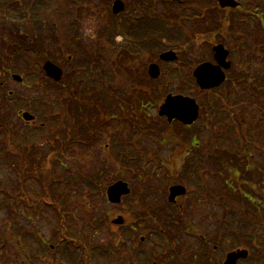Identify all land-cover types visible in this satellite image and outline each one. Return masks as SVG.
I'll use <instances>...</instances> for the list:
<instances>
[{
	"label": "rangeland",
	"instance_id": "1",
	"mask_svg": "<svg viewBox=\"0 0 264 264\" xmlns=\"http://www.w3.org/2000/svg\"><path fill=\"white\" fill-rule=\"evenodd\" d=\"M85 1L92 2L91 0H83L82 2L81 0H72V2L77 3H74L77 7L79 3L82 4L79 5L80 10L85 14L83 15V17H81L79 21L76 20L75 22H73V24L75 25L74 31L76 34L79 35V38L75 39V42L71 40L73 49L71 53H68L67 55V53H64V51L60 50V48L56 44H54V41L52 40L53 31L47 26H43L40 20H36V29L34 28L35 33L37 35V43L39 47L41 46L45 48L44 50H46L47 56H50L52 54V49H55L65 61H69V56H72V60L69 61L71 62V65L67 63L65 64L71 67L73 71L72 76L74 86H76V88L80 90L83 95V98L85 96V93H92L91 97L97 101L96 105H100L102 107L104 104L105 110H108L109 113L112 114V98H108L104 94L99 95L98 92L100 90L104 92V87L113 89L112 87L115 86V79L113 84H108V78L113 77H106L104 75L105 70L97 71L99 66L98 64L93 66L88 64H94V61L103 57V49L98 40L96 39V35L98 31L104 29H110V31L108 32L113 31L115 18L110 13H112V5L114 0H93L92 7L89 9V11L87 7L83 6V4H85ZM238 1L242 2L244 0ZM200 3L208 7L211 2L208 0H201ZM136 7L142 9L140 8V5H137ZM17 8L18 6L15 5L13 11L17 12ZM6 10L10 11L11 7H7ZM159 10L162 11L163 9L159 8ZM3 11L5 10H0V13ZM217 11L219 10L217 9L213 12ZM137 13L139 14L142 12ZM90 14L93 15L90 16ZM215 14L218 15V13ZM183 22H185V26L189 28V31L185 32L187 34L192 30L190 27H194V24L191 21L183 20ZM249 24L250 27L253 26L251 20L249 21ZM67 26L68 25H65L64 21L61 22V41L63 45L65 44V40L68 37ZM201 29H203V26H201ZM195 31L199 32L197 30ZM43 34L46 36H51V40L49 39L51 42H48L46 44L45 40L42 41L40 36ZM173 35H175V32L172 34V36ZM111 36H113V32H111ZM192 38L197 37L193 36ZM25 39L28 40L27 37H25ZM140 39L144 41L145 36L143 38L141 36ZM189 40L190 38L187 41ZM165 42H163L164 45L162 46H158L156 43H153V57L158 54L155 59L158 58L160 53L171 49H167V47L173 43H170L169 41H167L166 43ZM199 43V39H195L194 42L191 44V48L195 49L196 47H198ZM191 48L188 47L186 50H188V53L190 52L191 57L194 58V52L192 50H189ZM199 49L201 50V55H204L203 57L210 56L211 46L209 45V43H206L205 45L202 44ZM84 51H86L87 53H83ZM121 58L126 61L125 69H123L122 77L120 80V87L122 89L121 92L125 96H127V93H129L131 90H129V88H131V85L138 88V94H135L134 100H131V103L135 108H139L140 105L142 106V104L146 100H148L146 94L150 93V91L151 93H153V97L151 100L153 106L161 103L167 93L175 92L195 97L200 103L201 107H206L207 102L209 101V96L205 92H200V89L198 90L195 87L193 80L189 78L193 75L192 73L195 68L194 63L192 64V62H190L193 66L188 65L187 67H185V69L181 71L180 75H177V71L175 69H172L170 72L174 70L175 72L170 76V79L173 80L174 83H168L166 81H163V79L148 80L142 73V64L140 63V57L137 56V59H126V56ZM160 63L161 70L164 73H167L168 67L173 66L171 64H166V66H164L162 62ZM78 67L79 72L77 70ZM115 70L116 69H114V72ZM163 75L166 76V74ZM177 80H179L178 83L176 82ZM36 92L37 90H35V93ZM47 93H51L53 98H55V96L53 95L54 91L50 90L47 85H44L39 88V94L42 98L49 99ZM31 94L35 95L34 93ZM77 96L79 97V95ZM123 97L124 96H122V99L120 101L122 105L127 103V101H125ZM79 103L80 102L74 98L63 99L62 101H59L58 105L54 106L61 111V118L58 119L57 123L61 120L64 121L66 119L67 109H75L79 105ZM51 107V101L48 100L46 104L41 105V110L48 111L47 109ZM91 108L92 106H89L87 110L90 111ZM240 108L241 107H239V110ZM216 110L220 114H222L219 107H217ZM123 112L126 115L133 113L129 108L127 111ZM210 112V107L209 114H207L203 108V114L201 112V119L198 120L195 125H193V127H191L190 129H186L185 126H181L178 123L167 125L166 122H161V120L157 118V123L155 126L152 122V129L149 133H147L143 137H138L136 135V138H134V141L131 144L132 151L134 152V158L131 159L125 158L123 154H119L118 152L116 153L114 151V147L107 148L106 144L108 143V140L106 138H103L102 135L100 140L94 141V144H92V146L87 147L85 145L79 144L78 146L74 145V147H72L69 151L68 149H64L62 152V156H60L61 158H55V155L57 153L56 151H50V153L48 154L49 157L46 158L44 162H42V166L40 169L42 172H44L43 169H45V171H48L49 165H51L49 170L51 173L53 172L55 174L54 177L58 178V181H54V179L51 178L45 179L43 182L44 184L40 183V190L38 191V193L35 196L29 194H27V196L25 195L22 199V203L24 205L31 204L30 208L33 211L39 210L40 219L37 220L39 221L38 225L42 227V230L46 233V235L52 238L51 240L54 241L53 243L55 244L57 239V237H55V231L57 229L56 227L58 226V222L57 219L54 217V213L52 211L50 212V210L45 208L43 200H48V198H50L53 202H57L58 204H60L61 207L64 208L68 219L69 212H71V215L73 213L72 218L69 220V225L71 226L72 233L76 237H85L86 241L84 240V242L96 248L95 252L101 254L103 259L105 258V264H132L137 258V249H139V246L141 245L146 246V253L151 252L150 254L154 255L155 252L158 253L162 251L163 238L160 235L161 229H165L168 234H171L170 236L178 235V237H182V242L185 249L184 258L187 261H190L191 264H199V262H196L195 255L205 252H207V264H221L222 262L225 263V254L223 249H221L222 245L228 243V246L230 247L237 244L239 245L241 243L237 242L235 239L231 241L229 240V238H220V235L217 234L219 225V223L217 222L222 219L226 213L222 210L223 208L220 206L218 199L220 194L227 195L229 194L228 192H230V190L226 189V191L219 192V194H217L218 191L225 188L223 177H220L217 172L218 170L222 171L220 165L219 167H216L217 170L216 174L214 175L218 176L216 177V180L213 178H209V176L207 179L204 180L207 184L206 193L203 189H200L201 192L195 190L194 188H192V184L188 186V203L185 205L187 211H181L184 216H182L183 214H181L180 212L174 211L172 208H169V210H157L155 208H151L150 201L154 199L153 197L154 195H156L154 186L152 191H146L147 189H149V184L151 183L155 184L156 186H159L160 189H162V191L164 190V193L167 194L168 189H165L166 178L156 176H171V173L166 170L167 168L165 169V167L162 166V160L168 158L170 150L176 144L177 141L183 139L191 141L193 136L197 135L198 138L202 141L201 143L204 146L203 150L209 148V151H206L204 154H211L210 150L212 147H210V143L212 142L211 136L213 132L212 116L210 115ZM246 112L244 113L243 117L241 115V112H238L235 120L236 125H231V132L234 131L232 126L237 127L239 132L243 136H246V138H248L249 146L252 147L251 150H254L255 162L259 165L261 164L264 169V153L261 154L263 156L262 158V156L256 152L255 148L256 144L258 143L259 137L264 136V115L255 112H252V114H246ZM51 113L54 114L53 112ZM156 113L157 112L153 109L152 119L154 120V123L157 116ZM96 115L92 116L91 119L93 120ZM53 119L54 118L46 115L44 117L45 126L49 129L48 133L45 135L46 137H43L44 130L41 129L42 136L40 138V147L41 149H45L47 151H49V146L44 142V140L46 139L47 141V137L51 136V128L54 127V123L50 120ZM138 121L143 123L140 118H138ZM46 123H48L49 125H46ZM118 126L119 125H117L116 122L114 123L112 120L107 121L104 129L105 134H107V136L109 134H112L111 132H113ZM85 128L87 129V132L90 130L89 134L95 130V128L91 126L87 128V125H85ZM76 129L77 128L74 127L73 131H76ZM119 129L126 130L124 136L126 137V141H129L131 135H133L132 128L129 127L128 124L123 123L122 127L119 126ZM127 130H130L131 133H129ZM220 130L223 131V129ZM22 138L23 136L20 135L18 140L22 141ZM221 138L223 137H220L219 139ZM218 147L221 148L219 152H225L226 154L230 153L227 149H225V142H222L220 145L218 144ZM53 149L54 148H51L50 150ZM55 150L57 149L55 148ZM47 151L39 153L40 157L43 158ZM138 152L145 153V155L149 154L150 157L141 162L138 158ZM67 153H69V155H72V159L70 161L71 165L67 164ZM196 154H198L197 151L193 152L191 156L194 157ZM2 158L3 160L0 159V187L6 190H11L12 192L18 194L20 176H17L16 174L18 172L17 169L19 167L17 168V166L20 165V160L16 155H13L10 160L5 159L4 156H2ZM202 158H204V161H206L210 157L205 155ZM233 160L236 159L233 158ZM136 161L144 164L145 172L143 176H140L138 173H136L134 169L129 167L132 164H138ZM244 163L245 160L234 161V165L238 166L241 169L245 167ZM182 166V162L179 161V163L177 164L178 170H176V172L180 175L179 182L183 183V176L181 175ZM205 166H207V164ZM239 172L241 173L242 171ZM44 174L47 176V172H45ZM79 174H84V176L91 177L100 176L99 183L101 184V186L98 189V192L95 191L96 193H94V196L87 195V197H85L82 196L79 192L74 191L73 184L74 186H76V180H78L79 178L78 176L74 175ZM15 175L16 178H11V181L14 186L10 187L4 181V179H6V177H11ZM60 175L72 176V182L71 180L66 182L62 181L60 179ZM173 178L175 179V177ZM119 179L127 181L130 184L132 192L136 193L137 197L135 199H130L127 196V200L119 204L111 203L108 200L106 194L108 186ZM168 181L172 182L173 180L169 179ZM195 182L196 176L195 180L192 183ZM82 185L83 183L81 182L80 186ZM214 185H217L215 192L217 194L216 200L218 201V203H216L215 210L214 208H211V205H213L212 201H210L209 204L205 202L211 199L212 191L208 193V189L213 188ZM254 186L255 189L252 190L253 197L249 198L253 203L247 200L248 204L246 205L247 208L250 209L247 213L248 218L251 222L252 220L255 221L251 237H249L252 240V244L249 245L248 243L246 245H243V248H240H247L250 252V256L241 261L242 264H264V253H262L264 249V191L259 192V189V191L256 192V183H254ZM234 189H236V187H234ZM237 195L240 200L241 195ZM250 195L251 194H248V197H250ZM165 201L164 206H166V203H169L167 198H165ZM251 203L252 205H254V207H252ZM221 204L224 203L221 202ZM180 215L181 217H179ZM120 217H122L123 223L115 225L113 223V220H117ZM152 217L155 221H152ZM250 221L249 224L251 223ZM99 224H102L99 229L94 228V226H98ZM28 225L29 227H31L30 224ZM132 225L136 226V233H133L131 231ZM190 226L195 227V229L193 230H195V233H197L198 235L205 234V236L209 237L208 244L204 248V250L199 249V245L197 242L198 240L196 238L197 236L188 233L187 228ZM241 236L246 240V236L248 235L244 231ZM6 237L9 241L7 247V254L9 256L3 255V257L5 258V262L8 261L10 263L12 262L13 264H22L24 262L22 261L24 258L26 262L30 260V263L28 264L35 263V259L33 257H23L20 250L16 249L15 243H17L18 241L16 240V237L14 235L8 232V235H6ZM140 237H142L143 239ZM222 237L234 238V236L228 235ZM121 238L127 240L126 242L121 244L120 250L113 252L111 250H108L104 253L105 255L102 254L100 247L102 248L104 246L105 248H111V240H120ZM215 245L217 247L216 249ZM30 246L31 247H29L28 251L30 254H32V252L35 250V243L32 240H30ZM66 246L67 245H63L64 248ZM59 255L61 256V254ZM94 257L95 260L98 261V258L95 255ZM42 258V261L37 260L38 264H65L64 260L59 256L57 258L46 259L42 256ZM175 258H177L179 261V258H182V255L181 253H179L177 256V254L172 251V248L170 246L168 251L161 255L159 261L160 264H175ZM95 260H91V263L95 264Z\"/></svg>",
	"mask_w": 264,
	"mask_h": 264
},
{
	"label": "flooded vegetation",
	"instance_id": "2",
	"mask_svg": "<svg viewBox=\"0 0 264 264\" xmlns=\"http://www.w3.org/2000/svg\"><path fill=\"white\" fill-rule=\"evenodd\" d=\"M17 1L21 2L25 0ZM123 1L125 3V9L120 14L115 15L113 36L111 39H108L109 45L107 46L108 52L111 51L113 53V59L116 60V70L114 73L115 86L113 87V93L111 95L109 94L110 97L112 96L113 113L110 114L108 112L107 115H105L103 113L105 109L103 108L100 115H96L93 120L89 119L86 105L87 100L82 98L83 95L78 88H76V91H79V97L77 99L84 101V103H82L84 107L80 110L71 109L69 113H67L64 121L61 120L62 122L59 121L57 123L58 119L61 118V111L57 107L52 108L48 113L47 111L41 110L42 98L39 94V88L44 86L41 84V50L37 43L36 33L35 36L25 35L24 29L26 23L23 22L31 15L36 20H39V16L32 12L29 14L27 12H20L18 8L16 10L18 12L17 14V12L13 11V6H10V11L0 13V159L3 160L2 156H4L5 159L10 160L13 155H16L20 160V165L17 166V168L19 167L20 169H17L18 172L16 174L20 176L18 194L0 187V264H2L1 258L3 253H8L7 247L9 241L6 237L8 232L14 235L18 241L19 238L16 236V233L19 232V229L29 228L28 224H30L31 227L39 224V221H37L40 219L39 210H31V204L24 205L22 199L25 195L27 196V194L35 196L40 190V183L42 184L40 169L42 160L49 157L47 154L50 152L51 148L59 145L61 148L65 150L68 149L69 151L74 145H84V143L86 145L92 143L93 140L99 141L102 135L103 138L108 140L106 147L112 146L116 153L118 152L119 154H123L125 158L131 159L134 158L131 144L134 138H136V135L138 137H143L151 131L153 122V103L151 100L153 93L150 91V93L146 94L148 100H146L142 106L140 105L139 108L133 106L131 100H134L135 94H138V88L131 85V88H129V90H131L127 93V96L121 92L120 80L122 74L119 70L121 57L126 56V59H137V56L140 57L142 73L148 80L153 79V72H160V62H162L164 66H166V64H171L173 66L168 67L167 73L162 72V70L161 73L166 74V76L162 78L163 81L174 83L173 80L170 79V76L174 74L175 70L177 71V75H180L181 70L185 69L188 65L192 66L193 63L195 64L194 67L204 62H209L214 67L219 66L220 61L216 57L215 47L218 45L224 47L225 60L222 70L225 73V81L222 85L211 89L209 94V107L212 112H210V115L212 116L213 138L211 136L212 142L210 143V147L212 148L210 150L211 154L208 162L212 163L214 166L217 162L218 155L221 153L217 151L218 143L215 141L217 127L223 128L225 131H231V125H236L235 120L238 112H241L242 117L246 111V114L255 112L264 115V0H244L241 2L243 4L245 2L260 3V9L257 12L253 11L250 13V11H248L249 7L241 4L236 8L222 9L219 13L213 12L214 14H209L207 21L206 19H200L197 14H191L190 17L194 20L192 23L194 24L195 30L201 32L199 33L193 30L194 36L199 38L200 41L198 47L189 49L194 52L195 57L192 58L188 50L179 48L184 42V39L180 35H171L165 38L166 41L173 43L172 46L169 45L167 47V49H171L160 53L157 59L155 58L158 54L153 57L154 38L152 31V10L153 4L161 2V0ZM196 1L197 0H163V2L166 3H194ZM13 4L14 3H12V5ZM137 5H140L142 9L137 8ZM27 8L30 11V6H27ZM137 12L142 13L138 14ZM215 13H218V15ZM70 16L71 14L68 13L67 17ZM250 20L253 23L252 27H250L249 24ZM27 26H30V23H27ZM201 26H203V29H201ZM71 28L72 25L70 23L67 26L68 33L71 31ZM141 36L142 38L145 36L144 41L140 39ZM25 37L29 38L26 44L24 43ZM59 37L60 36L56 34L54 35V44L59 43L57 46L68 55V53L73 51L71 44L73 37L72 35L70 37L68 35L64 45ZM96 39L102 46L103 57L101 58H104V38L101 36L98 38V35H96ZM206 43H209L211 46V53L210 56L203 57L204 55H201L199 47ZM169 51L175 53L172 54L176 57L174 61L162 57L164 53ZM49 57L63 71L60 81L51 78L49 82V89L54 91L53 95L55 98H53L51 93H47L51 105L57 106L59 101L73 98L74 95L73 71L71 67L65 64L71 65L69 61L72 60V56H69V61H65L55 49H52V54ZM190 62H192V64ZM153 65H156L154 69ZM172 69L175 70L170 72ZM189 78L192 79V77ZM192 80L193 82L196 81L194 79ZM178 81L179 80H177V82ZM35 90H37L36 93ZM101 94L104 93L102 92ZM75 96H77L76 93ZM122 96H124V100L127 101L124 105L120 102ZM84 97L87 98V96ZM165 97L167 96H164L159 107L164 103ZM217 107L220 108L222 114L216 110ZM239 107H241L240 110ZM128 108L133 113L126 115L123 111H127ZM228 110H231L229 117L227 115ZM51 112H53L55 116ZM45 115L55 119L50 120L54 123V127L51 128V136L47 137V141L46 139L44 140L49 146V151L41 149L40 147V138L42 136L41 129L45 127ZM138 118H140L143 123L139 122ZM159 119L161 122H168L167 117H160ZM109 120H112L114 123L116 122L117 125L121 127L123 123L128 124V126L132 128L133 134L130 140L126 141V137L124 136L126 130L119 129V126L111 132L112 134L107 136L104 129L106 122ZM89 123L94 125L96 129L91 137L85 128V125H87V128L89 127ZM168 123H178L181 126H185L187 129L193 127L183 125V122L176 119ZM74 127L77 128L76 131H73ZM127 131L131 133L130 130ZM20 135L23 136L22 141L18 140ZM43 137L46 136L43 135ZM200 144L201 142L196 138L191 141H177L170 150L169 157L166 161H181L182 163L195 164L204 163V158L189 156L193 152H198V150L201 149ZM262 144L263 143L258 142L255 146L256 152L259 153V155L264 153V146ZM243 146L245 148L244 159H250L252 163L257 164L254 159V150H251L252 147L249 146L246 136L244 137ZM43 151L47 152L42 159L39 153ZM149 157V154L145 155V153L138 152V158L141 162ZM71 159L72 155L67 153L66 161H68V165H71ZM156 177L166 178L165 189L168 190L172 185L179 184H171L168 181V178L179 176ZM216 177L218 176H209V178L215 180ZM222 177L224 178L225 176ZM234 177L237 178L239 176ZM207 178L208 176H196L194 186L198 188H200V186L203 187L206 193L207 189H205V187L207 184L204 180ZM232 178L233 176L225 177L226 180L231 181L228 185L230 188H232L233 185H238V183L235 184ZM241 178V187L247 199V193L255 189L254 183H256V192L259 191V189V192L264 191V176H256V178L250 182L248 176H241ZM4 181L10 187L14 186L10 177H6ZM149 185L155 187L156 193L153 197L154 199L150 201L151 208L157 210H169V208H172L176 212L187 211L185 206L188 203L187 197L178 196L173 203H166V206H164V201L165 198L168 199V194H165L164 190L162 191V189L155 184L150 183ZM217 185L208 189V193L212 191V195L209 201H205L207 204L212 201L213 205H211V208H214V210L216 208V203H218L216 195L219 194V192L225 191V188H223L216 194ZM233 198L239 201L237 200V195H233L232 192L227 195L220 194L218 200L224 212H232L233 208L230 204L224 205L221 204V202H225L223 199L232 202L231 200ZM241 201L243 204L245 200L242 199ZM45 203L51 204L53 202L50 199L45 200ZM45 208L51 211V208ZM25 210L28 211L27 216ZM203 240L204 247H206L209 240H207V238ZM18 243L19 241L17 244ZM17 246L21 248V245L18 244ZM216 248L215 245V249ZM221 249H223L226 256L233 248L232 246L229 247L228 243H226L222 245ZM21 253L23 252L21 251ZM262 253H264V251H262ZM206 255L207 252L195 255L196 262H199V264H207ZM53 256H55L54 253ZM201 260L203 262H201ZM3 262L5 263L4 257ZM221 264H223V262Z\"/></svg>",
	"mask_w": 264,
	"mask_h": 264
},
{
	"label": "trees",
	"instance_id": "3",
	"mask_svg": "<svg viewBox=\"0 0 264 264\" xmlns=\"http://www.w3.org/2000/svg\"><path fill=\"white\" fill-rule=\"evenodd\" d=\"M82 1L83 0H81V2ZM208 1L211 2L208 7H206V5L204 6L200 2L195 3V4L189 3V4L179 5V6L171 5V8L169 10H167L166 12H169V11L173 12V13H182V11H184V13L198 12V13H200V15H198V16L201 19H206V21H207L209 18V16H207V14H214L213 11L216 10V8H217V3L215 2V0H208ZM12 3H14V4L12 5ZM74 3H76V2H72V0H25V1H21V2H19L17 0H0V10H5L3 12L6 13L9 11V10H6L7 7H9L11 5L13 7H15V5H17V6H21V7H18V10H20V12H25V13L27 12L28 14L30 12H32V13L38 14L41 24L43 26H47L49 29H51L53 31V34H52V40H53L55 32L58 31L59 23H61L62 21H65V19L67 18V14L69 13L68 9H66L67 5H70L71 7L76 9L77 12L80 13L79 5H82V4L79 3V5L77 7L76 6L77 3L76 4H74ZM246 4L248 6L253 5L252 7H259L258 2H247ZM27 6H30V11L28 10ZM154 12H155V10H154ZM186 18L188 19V21L194 22V20L190 16H186ZM159 20H160L159 24L158 23L155 24V22H154L153 26H152L153 38L155 41L162 40V38L170 35V33H168V28H169L170 24H168L167 20H164L163 17H161ZM23 22L26 23V26L24 29L25 35L35 36L36 19H34L33 16L31 15ZM27 23H30V26H27ZM33 28H35V29H33ZM74 29H75V25L71 28V31H69V33L74 32ZM59 36H61V34ZM72 37H73V41L75 42L76 41V40H74L75 37L74 36H72ZM40 38L42 39V41L45 40L46 44L48 42H51L50 41L51 36H46L43 34L40 36ZM78 38L79 37L77 35L76 39H78ZM24 43L25 44L27 43L26 39H25ZM58 44L59 43H57L56 45H58ZM44 49L45 48H43V47L40 48L41 55H42V62L45 59V56H43V55H47V52ZM85 52L86 51H84L83 53H85ZM104 55H105L104 58L97 59L96 61L93 62L94 64L91 63L88 65L93 66V65L98 64L99 66H98L97 71L105 70L104 75L106 77H110V76L113 77V78H108L107 83L113 84L114 73H115L114 69H115V61L116 60L113 59V53L111 51L108 52V50L104 49ZM125 63H126V61L121 58L120 59V67L121 68H119L121 74L123 72V69H125ZM77 70L79 72V67ZM41 84L43 85L42 81H41ZM47 87H49V84L47 85ZM103 89H105L103 93L109 98L110 97L109 94L111 95L113 93V89H109L107 87H104ZM110 98H112V96ZM88 103H89L88 106H92V108L90 110H93V111H91V115L89 116V119L92 120L91 118H92V116L95 115L94 113H96V110L98 109V105H96L97 104L96 100H90ZM204 110L206 111L207 114H209L208 102H207L206 107H204ZM90 125H91V123H89V126ZM42 130H44V129H42ZM217 137H218L217 140L221 141V143L222 142H225L226 144L229 142L231 143L230 147H226V148H229L227 150H229L230 153L229 154H226L225 152L220 153V155H218V157H217L218 163L216 164V167L217 166L219 167V165H220L222 168V171H219V170L217 171L219 176H239L238 178L235 177V180H238L240 183L242 181L241 176H248L249 180L252 179L253 173L258 172V170L253 171L250 168L247 173H244V172H246L245 170L239 168L238 166L232 164L229 161V159H232V160H233V158L237 159V157H238L237 153H239V155H240L241 150H243L242 149V147H243L242 140L243 139L240 136V133L238 132V130L235 129V131H233V132H218ZM220 137H223V138L219 139ZM57 147L58 148H56V149L58 152L61 149H60L59 145H57ZM206 151H209V148H207L206 150L205 149L203 150V152H202L203 156L206 155V156L210 157V154H204ZM217 151H220V150L217 149ZM206 164H208L209 166L208 165L205 166ZM200 165H202V166H198L196 164H183L181 175L187 176L188 180H189L190 176H191L190 179H192V176H201V175H199L200 173H204L205 176H213L214 173L216 174L217 169L214 170L211 163H203ZM129 167L134 169L136 171V173H138L140 176L144 175V172H145L144 171V164H132ZM204 167H205V169H203ZM168 168H169L170 173H172V172L174 174L177 173L176 170H178V167H177L176 163L169 164ZM239 171H242V173H240ZM74 176L79 177L78 180H76V186H74V184H73L74 191L79 192L82 196H85V197H87V195L94 196L95 195L94 193H96L95 191L98 192V189L101 186V184L99 183L100 176L91 177V176H84V174H79V175H74ZM60 179L64 182L69 181V180H71V182H72V176H70V177L65 176V177H62ZM54 181H58V179H54ZM81 182L83 183L82 186H80ZM74 183H75V181H74ZM231 201L232 202H229V204L232 205V208L234 211L231 213H225L224 217L217 222V223H219L217 234L220 235V238H231V237H222L225 235L234 236V238H231L232 240L235 239L237 242H242V244H244V245H246L248 243H249V245H251L252 240L249 237H251L253 225H254L255 221L251 219L252 220V222H251L247 216L248 215L247 213L250 209H248L245 205H247L248 202L246 200L242 204L241 200H239V201L231 200ZM58 205L61 207L60 204H58ZM251 205H252V203H251ZM252 207H254V205H252ZM181 214H183V213H181ZM72 216H73V213L71 215V212H69V219H68L67 214L64 211V208H62V212L61 211L56 212V218H57V220L60 221L59 223H61V227H62V231L60 233L66 232L68 237H71L74 239V242L71 244V246H68V243H67V246L65 248H63V250L60 251V254H61L60 257L64 260L65 264H92L91 260H93V259L95 260V257H94V255H95L98 258L97 259L98 261L95 260V264H105V258L103 259L101 254H98L95 252L96 248L93 246H90L86 242H84L85 237L74 236V234L71 231V226L69 225V220L72 218ZM182 216H184V214ZM179 217H181V215ZM152 221H155L153 217H152ZM249 221L251 222L250 224H249ZM101 225L102 224H99L98 226L96 225V226H94V228L99 229L101 227ZM67 228L69 229V234H68ZM193 229H195V227L190 226L187 228V231L190 234L196 235L197 238H199V240H200V236H198V234L195 233V230H193ZM244 231L248 235V236H246V240H245V238H243L241 236V234ZM160 235L163 238V240H162L163 250L158 252V253L155 252L154 255L150 254L151 252L146 253L147 249L139 250L138 255H137V262H133L132 264H160L159 259H160L161 255L166 253L168 251V249L170 248V246L172 248V251H174L176 254L185 252L183 242H182V237H178V235L177 236H174V235L170 236L171 234H168L165 229H161ZM56 236L58 237V234H56ZM110 244H111V248H105L104 246L102 248L100 247L102 254H104L108 250H111L112 252L114 251V247L112 246V241L110 242ZM198 245H199V242H198ZM235 246H239V245H235ZM175 262H176L175 264H178V261L175 260ZM169 264H172V263H169Z\"/></svg>",
	"mask_w": 264,
	"mask_h": 264
},
{
	"label": "water",
	"instance_id": "4",
	"mask_svg": "<svg viewBox=\"0 0 264 264\" xmlns=\"http://www.w3.org/2000/svg\"><path fill=\"white\" fill-rule=\"evenodd\" d=\"M221 6L223 7H236L238 2L235 0H218ZM123 8V3L121 1H116L114 4V11L117 12ZM216 57L220 61V65L214 67L211 63H204L200 67H198L195 71V76L203 89H210L220 85L225 80V74L222 71V66L224 65L225 60V50L224 47L219 45L215 47ZM173 53H166L162 57L174 60L175 56ZM155 68V67H154ZM153 68V69H154ZM47 74L50 77H54L56 79H60L61 70L57 68L50 62H47L44 66ZM158 72H153L154 77H158ZM161 115H166L169 117V120L172 121L174 118H177L183 121L186 124H192L197 118L199 114V106L196 103L195 99L190 97H184L182 95L172 96L166 99V102L161 107L160 111ZM130 188L126 182L118 181L112 186H110L107 190V195L109 200L112 203L121 202L122 196L129 194ZM186 189L182 186H175L171 189L170 201H173L177 195L185 194ZM115 223H123V219L119 218L115 220ZM248 256L247 250H239L236 252L229 253L227 259L224 264H237V261L240 258H246Z\"/></svg>",
	"mask_w": 264,
	"mask_h": 264
}]
</instances>
